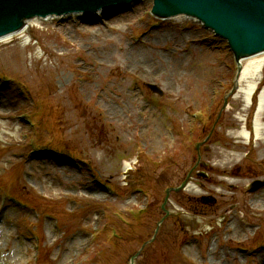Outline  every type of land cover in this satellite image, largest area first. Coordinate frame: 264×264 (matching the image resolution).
Instances as JSON below:
<instances>
[{
    "label": "rangeland",
    "instance_id": "1",
    "mask_svg": "<svg viewBox=\"0 0 264 264\" xmlns=\"http://www.w3.org/2000/svg\"><path fill=\"white\" fill-rule=\"evenodd\" d=\"M151 10L36 19L28 45L0 44V264H264V187L248 191L264 146L238 137L254 107L233 97L236 59Z\"/></svg>",
    "mask_w": 264,
    "mask_h": 264
},
{
    "label": "water",
    "instance_id": "2",
    "mask_svg": "<svg viewBox=\"0 0 264 264\" xmlns=\"http://www.w3.org/2000/svg\"><path fill=\"white\" fill-rule=\"evenodd\" d=\"M139 1L142 0H0V36L14 34L22 28L23 22L34 18L71 14L90 16L110 7L125 8ZM151 1L154 16L196 19L223 42L226 40L237 60L264 52V0ZM149 88L162 95L156 86ZM263 187L264 181H255L250 184L249 192Z\"/></svg>",
    "mask_w": 264,
    "mask_h": 264
},
{
    "label": "bare ground",
    "instance_id": "3",
    "mask_svg": "<svg viewBox=\"0 0 264 264\" xmlns=\"http://www.w3.org/2000/svg\"><path fill=\"white\" fill-rule=\"evenodd\" d=\"M115 9L116 7H110L103 11H100L99 13L107 14L109 12L115 11ZM71 15H75V14H71ZM77 16H83V15L79 14ZM53 18L56 17H46L42 20H48ZM34 21H36V18L27 20L25 25L19 30L15 31L14 34L0 36V44L10 42L15 37L21 36V37H25V45H28L30 43L31 38L29 35H25V32L29 30L30 22H34ZM119 55L120 56L116 58L121 59L122 54ZM128 59L136 67H139L143 63H146V62L142 63V61L136 58L135 56H131ZM105 60H108V58L106 57ZM237 63L239 70L235 80V92L233 93L234 94L233 97L235 100L241 98L242 101L245 103L244 105L245 107L243 109L244 112H247L248 110L253 108V106L256 104L254 108L252 131H249L247 130L246 127H244L243 130H241V132L238 134V137L244 139L245 141H249L250 140L249 137L251 136V134H253L254 140H256V142L261 146H264V87L259 89V85L261 83L260 81L262 80V76L264 72V52L255 56L243 58L239 60ZM153 68H156V66L153 65ZM144 70L145 72L143 73V75L147 79H151L153 72L156 71L155 69L149 68L148 65L146 67L144 66ZM160 77L163 76L159 75L158 78ZM116 115L118 114L115 113V116L112 115V117H116ZM5 135L6 133H3L0 128V138L2 137V141H4ZM130 167H131V163L125 162L123 164V171L127 172L130 169ZM189 188L192 187L189 186ZM1 234H4V231H2V229H0V235ZM1 238L2 237L0 236V239ZM11 247L8 250L9 254L12 255H14L15 253L19 254V251L16 248H11ZM9 262L11 263L13 261H9Z\"/></svg>",
    "mask_w": 264,
    "mask_h": 264
}]
</instances>
